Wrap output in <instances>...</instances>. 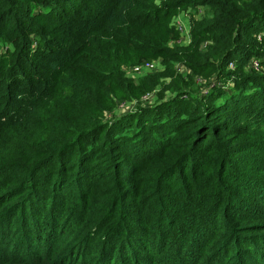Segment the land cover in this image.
I'll use <instances>...</instances> for the list:
<instances>
[{
  "label": "trees",
  "instance_id": "trees-1",
  "mask_svg": "<svg viewBox=\"0 0 264 264\" xmlns=\"http://www.w3.org/2000/svg\"><path fill=\"white\" fill-rule=\"evenodd\" d=\"M0 48V264H264V0H0Z\"/></svg>",
  "mask_w": 264,
  "mask_h": 264
},
{
  "label": "built area",
  "instance_id": "built-area-1",
  "mask_svg": "<svg viewBox=\"0 0 264 264\" xmlns=\"http://www.w3.org/2000/svg\"><path fill=\"white\" fill-rule=\"evenodd\" d=\"M205 8L204 7H196V8H187L186 10H183L182 11V16H175L172 20V24L175 26V28L180 32V38H179V42L180 44H187L190 40V36H189V27L188 25H186L184 23V21L182 20V18H186V19H189V15H193L195 18H201L205 15ZM185 14V15H184ZM183 18V19H184ZM181 36H185L183 39L181 38ZM185 42V43H184ZM156 64H160V61L159 60H150V61H144L140 64H136V65H132L128 68V70H131L133 69L135 72H143L147 69H151V68H154V66ZM161 65V64H160ZM229 67L232 68L233 67V64L230 63L229 64ZM249 68H254L256 70H259V64L256 60H252L248 66ZM125 68L124 67V72H125ZM176 68L178 71L182 72V71H187V68L183 67L181 63H177L176 64ZM132 70V71H133ZM133 71V72H134ZM126 74V72H125ZM126 76H128V74H126ZM130 77V76H128ZM201 80L198 79V82H200ZM147 95V94H146ZM145 96V95H144Z\"/></svg>",
  "mask_w": 264,
  "mask_h": 264
},
{
  "label": "rangeland",
  "instance_id": "rangeland-1",
  "mask_svg": "<svg viewBox=\"0 0 264 264\" xmlns=\"http://www.w3.org/2000/svg\"><path fill=\"white\" fill-rule=\"evenodd\" d=\"M184 10H186V9H184ZM183 11V10H182ZM182 11L179 13V14H177V16L179 15V16H182ZM207 14V13H206ZM205 14V15H206ZM185 15V14H184ZM176 16V17H177ZM194 17V16H193ZM182 20L185 22V20L182 18ZM185 36H181V38L183 39ZM185 43V42H184ZM0 50H1V48H0ZM154 60H159L160 61V64H156L155 66H154V68H151V69H147V70H145V71H143V72H135L133 69H131V70H128V68L130 67V66H126V65H123V68L124 67H126L125 68V72H126V74H128V76H130V77H132L133 78V80H135V81H137L138 79H140V78H142V77H144V76H148V75H151V74H154V73H156V72H160V71H162L163 70V65H162V63H161V60L160 59H154ZM177 64V63H176ZM176 64H175V67H176ZM122 68V69H123ZM177 69V68H176ZM124 70V69H123ZM134 72H133V71ZM182 75H185V74H187V71L185 70V71H182V73H181ZM198 82V81H197ZM200 82H202V81H200ZM200 82H198V83H200ZM157 90H158V86L156 87V88H154L153 90H151L150 92H148L147 93V95L146 94H144V95H142L141 97H140V99H141V101H140V99L138 100V101H136L135 99H129V100H124L123 102H120V103H118L116 106H115V108H114V110H113V114H115L116 116H119V115H122V114H124V113H126V112H129V111H131V110H134V108L137 106L136 104L137 103H139L141 106H143V104H148V105H151V104H153V103H155V101H156V92H157ZM201 90H203V86L201 87ZM167 95H169L168 93H167Z\"/></svg>",
  "mask_w": 264,
  "mask_h": 264
},
{
  "label": "crops",
  "instance_id": "crops-1",
  "mask_svg": "<svg viewBox=\"0 0 264 264\" xmlns=\"http://www.w3.org/2000/svg\"><path fill=\"white\" fill-rule=\"evenodd\" d=\"M184 23L187 25V22L186 21Z\"/></svg>",
  "mask_w": 264,
  "mask_h": 264
}]
</instances>
